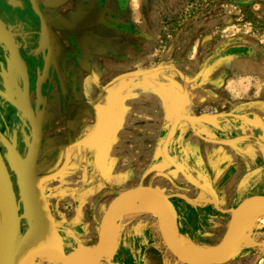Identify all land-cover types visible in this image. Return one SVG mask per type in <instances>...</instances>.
Segmentation results:
<instances>
[{
  "label": "crops",
  "instance_id": "1",
  "mask_svg": "<svg viewBox=\"0 0 264 264\" xmlns=\"http://www.w3.org/2000/svg\"><path fill=\"white\" fill-rule=\"evenodd\" d=\"M178 1L0 0V48L11 51L14 64L20 60L25 77L35 73L32 66L38 71L40 152L53 156L46 167L64 160L69 143L85 140L71 148L66 174L44 186L69 250L93 248L112 200L139 186L173 196L179 235L205 246L222 242L232 210L264 196V29L244 34L233 22L211 32L206 24L200 49L178 61L183 54L161 44L163 26L171 24L166 17ZM3 34L13 37L11 44ZM29 50L31 60L25 57ZM166 56L174 60L166 62ZM17 96V88L13 94L0 90V98L14 106ZM203 115L209 118L178 124L168 154L217 199L164 154L175 120ZM120 187L107 205L105 192ZM136 226L128 235L119 226L113 264H124L120 253L127 264H152L141 250L160 245L162 236L147 227L138 234ZM242 237L253 245L240 246L226 264H264V241Z\"/></svg>",
  "mask_w": 264,
  "mask_h": 264
},
{
  "label": "water",
  "instance_id": "2",
  "mask_svg": "<svg viewBox=\"0 0 264 264\" xmlns=\"http://www.w3.org/2000/svg\"><path fill=\"white\" fill-rule=\"evenodd\" d=\"M158 68L135 71L124 77L147 75L156 72ZM24 109L31 122L32 142L26 141L29 148L26 158H11L15 150L2 154L0 151V264H40L48 261L53 264H76L70 257L65 233L60 221L52 214L46 193L45 183L66 174L71 162V148L85 143H69L63 166L52 175L40 176L37 171V161L42 143L43 121L41 115L35 114L28 96V83L25 90ZM16 106L19 108L20 103ZM203 115L198 118L192 116L178 117L165 143L166 159L187 178L192 184L206 191L212 198L217 199L214 190L208 184L196 182L187 172L185 166L180 165L168 154L178 124L184 120L208 119ZM7 159V160H6ZM14 159V160H13ZM14 161V165L12 164ZM16 175V185L14 175ZM129 200L136 204L151 206L152 213L158 221L160 233L164 243L173 256L183 264H226L236 257L239 250L240 221L257 209L264 207V196L258 195L248 198L236 209L232 210V218L228 232L222 242L217 245L223 253L219 256H188L178 241L177 208L173 203V196L163 189L152 186H139L126 190L116 196L110 203L100 225L98 242L93 247L92 259L87 264H99L106 260L112 262V254L118 241L120 226L119 209ZM23 209V211H22ZM91 252V253H92Z\"/></svg>",
  "mask_w": 264,
  "mask_h": 264
},
{
  "label": "rangeland",
  "instance_id": "3",
  "mask_svg": "<svg viewBox=\"0 0 264 264\" xmlns=\"http://www.w3.org/2000/svg\"><path fill=\"white\" fill-rule=\"evenodd\" d=\"M180 1V2H179ZM178 3H175L176 9H170V14L166 19L171 22L162 28V34L165 38H163L161 44L163 45V49L166 51L174 50L175 52H181L183 55L178 57V61L180 59H189L187 56L188 50L191 48L193 53H196L201 46L200 38L201 34H206V24H208L207 31H218L231 27L232 23L235 22V25H241L240 32L244 34H248L249 29L257 30V32L264 29V0H179ZM183 4H186L187 10L185 11ZM182 10L181 11H179ZM184 10V12H183ZM176 12V14H174ZM186 12V13H185ZM187 22L185 25L184 22ZM191 22V23H190ZM185 31L187 32L185 35ZM183 40L181 41V37ZM204 36V35H203ZM187 37V39H185ZM185 50V52H183ZM192 53V54H193ZM185 56V57H184ZM174 60V57H164V60L167 62L170 60ZM190 59H193L192 57ZM21 104V103H20ZM24 105H20V110L24 112ZM25 116L29 118L26 114ZM23 124L29 128V131H23L22 135L15 131L14 134L9 136H4L0 133V144L4 147V153H9L11 150H15L14 154H12L11 158L17 159L22 158L25 159L29 148L26 145V141L31 144L32 142V132H31V122L23 121ZM14 125V123H13ZM16 128V127H14ZM9 150V151H8ZM17 155V158H16ZM13 159V160H14ZM53 156L46 158L43 154H39L37 161V171L40 173V176L44 175H52L60 170L62 165L64 164V160L61 162V158L59 159V165L53 168V165L46 167L50 162L48 160H52ZM7 160V159H6ZM18 160V159H17ZM14 165V161H12ZM14 175V182L16 185V175ZM58 179V178H57ZM56 180V179H55ZM53 181V180H51ZM50 182V181H49ZM48 183V182H46ZM45 183V184H46ZM123 187H120L118 190H113L112 192H105L106 194V203L107 205L110 201L115 197L119 191H122ZM23 211V209H22ZM253 216H257V211L253 213ZM258 220V218H257ZM256 218L254 220V226L246 235H252L254 239H259V241H264V223L261 221H257ZM253 221V220H252ZM124 222V223H123ZM120 225L122 227V235H128L127 233L134 229V225H137L138 234L142 232V229L147 230L149 232H153V236H156L160 239V231L157 229L159 227L157 219L153 215L141 216L135 219H132L131 222L120 218ZM149 227V229H148ZM150 234V233H149ZM244 234V233H243ZM151 235V234H150ZM152 236V235H151ZM155 237V238H156ZM157 239V238H156ZM155 239V240H156ZM161 244H153L151 246L146 247L144 253L140 256H147L152 264H174L175 260H177L173 254L169 251L166 244L164 243L161 237ZM178 261V260H177ZM179 262V261H178ZM40 264H53L48 261H41Z\"/></svg>",
  "mask_w": 264,
  "mask_h": 264
},
{
  "label": "flooded vegetation",
  "instance_id": "4",
  "mask_svg": "<svg viewBox=\"0 0 264 264\" xmlns=\"http://www.w3.org/2000/svg\"><path fill=\"white\" fill-rule=\"evenodd\" d=\"M2 38L5 39L7 43L11 44V40L13 37L3 34ZM25 53H26L25 57L28 60H31L32 54H30V57L28 56V54L30 53V50ZM15 61L18 63L14 64L15 63L14 58L10 50H4L0 48V90L5 91V92L8 90L10 94H13V92H15L17 88L18 96L16 97V100L19 103L24 105L23 99L26 96L25 90L27 88V83H28V96L32 104V107L35 111V114L38 115L36 108L38 107V104L43 101V99L39 97L37 93V83H38V77H39L38 71L36 67L32 66L33 69H35V73L31 74V72L28 71V77H25L24 72H22L23 70H22L21 64L19 62L20 60L15 59ZM41 64L42 63H40V66H42ZM29 69H31V66H29ZM13 76H15L16 78V80L14 81L11 80ZM4 85H6V88H4ZM0 100L3 101V103H0V133H2L4 136L7 137L9 135L14 134L15 131H17L20 134V136L22 135L23 131L28 132L29 128L23 124V121H28L29 119L25 116L26 113L24 114L20 110V107L18 108L17 106H14L4 101V99L0 98ZM23 110L25 112V109ZM0 151L2 154H4V147L1 144H0ZM124 256L126 255L122 254L121 256V253H120L119 255L120 260L122 259V262H124V264H127V257H124Z\"/></svg>",
  "mask_w": 264,
  "mask_h": 264
},
{
  "label": "bare ground",
  "instance_id": "5",
  "mask_svg": "<svg viewBox=\"0 0 264 264\" xmlns=\"http://www.w3.org/2000/svg\"><path fill=\"white\" fill-rule=\"evenodd\" d=\"M152 207L151 206H144L141 204H136L133 200L127 201L120 209H119V217L127 220L128 222H131L132 219H135L137 217L141 216H147V215H153L152 213ZM257 211V216H253L254 212ZM254 212L247 214L239 223L238 228L240 229V241L239 246H250L251 239L244 240L243 235H246V232L250 231L252 229V226H254V220L258 218L259 221L264 223V207L255 210ZM154 216V215H153ZM253 220V221H252ZM257 220V221H258ZM124 223V222H123ZM244 233V234H243ZM245 237V236H244ZM178 241L183 247L184 253L188 256H219L223 253L222 249H219L216 246H205L200 245L186 236L179 235ZM254 243V242H253ZM87 249V250H86ZM94 248H86L84 246H78L75 248V250H71L70 257L75 260L76 264H87L93 257L94 253L92 252ZM92 252V253H91Z\"/></svg>",
  "mask_w": 264,
  "mask_h": 264
}]
</instances>
